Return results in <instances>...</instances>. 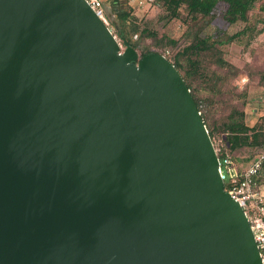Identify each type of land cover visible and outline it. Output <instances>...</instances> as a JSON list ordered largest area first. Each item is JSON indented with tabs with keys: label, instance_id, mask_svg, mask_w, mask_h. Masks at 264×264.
I'll list each match as a JSON object with an SVG mask.
<instances>
[{
	"label": "water",
	"instance_id": "water-1",
	"mask_svg": "<svg viewBox=\"0 0 264 264\" xmlns=\"http://www.w3.org/2000/svg\"><path fill=\"white\" fill-rule=\"evenodd\" d=\"M0 264H263L177 67L85 0H0Z\"/></svg>",
	"mask_w": 264,
	"mask_h": 264
},
{
	"label": "rangeland",
	"instance_id": "rangeland-1",
	"mask_svg": "<svg viewBox=\"0 0 264 264\" xmlns=\"http://www.w3.org/2000/svg\"><path fill=\"white\" fill-rule=\"evenodd\" d=\"M105 1L109 3L110 0ZM262 4L264 0H259L251 13L249 24L252 30L232 42H218L214 49L202 54L200 59L203 74H198L194 83L196 93L204 104L208 123L215 128L213 138L215 148L225 149L242 166L247 165L254 157V149L243 147L234 152L229 151L220 125L227 120L228 115L235 108H238L245 111L247 124L264 126V10ZM123 7L132 8V14L140 30L146 27L157 35V38L137 36L141 39V46L137 50L140 57L146 47L173 59L178 51L195 40L196 30L200 27V21L191 20L184 13L179 18L168 20L165 17L164 7L151 0H126L123 2ZM224 9L223 4L218 7L217 17L203 31L205 36L219 41L225 40L228 35L240 31L247 25L244 22L235 24L225 22ZM109 25L121 42L122 49H125L123 41L115 33V27L110 22ZM170 39L175 40L176 44L169 43ZM218 56L232 63L233 68L222 67L218 62Z\"/></svg>",
	"mask_w": 264,
	"mask_h": 264
},
{
	"label": "trees",
	"instance_id": "trees-1",
	"mask_svg": "<svg viewBox=\"0 0 264 264\" xmlns=\"http://www.w3.org/2000/svg\"><path fill=\"white\" fill-rule=\"evenodd\" d=\"M259 0H151V2L160 3L165 11V17L168 20L179 18L183 13L187 18L194 21H200V27L196 30V38L189 45L185 46L182 50L178 51L171 62L177 67L197 104L199 111L205 121V125L211 135L214 138V129L208 123L206 115L204 113V104L198 94L196 93L194 83L198 74L202 75V62L200 57L206 51H210L215 48L216 44L224 42H232L242 35L252 30L249 20L251 13ZM123 2L126 0H110L109 3L104 2L105 10L109 22L115 27V33L123 41L126 46V42H129L136 50L141 46V39L143 37L152 36L157 38L155 32L144 27L140 30V27L136 23L132 14V8L125 9ZM225 5L223 11V19L228 24H235L237 22H244L245 27L240 31H237L231 35H228L225 40L212 39L203 34L204 29L208 28L217 17V10L220 5ZM264 10V4H262ZM140 30V31H139ZM138 32L140 33L138 35ZM137 36H140L138 38ZM169 43L176 44L173 39L169 40ZM150 52L148 48H144L141 56H144ZM158 52V51H155ZM161 53V52H160ZM218 62L222 67H231L233 64L222 58L217 57ZM215 82V81H214ZM215 86V83H214ZM246 113L243 109L235 108L227 117V120L223 121L220 125L221 130L225 135V143L227 149L234 152L243 147H251L254 149V155L264 147V126L253 125L250 126L246 123ZM218 157L222 160L227 156L234 159L233 155L227 152L225 149H216ZM238 167L241 165L234 159ZM229 182L226 180L225 189H228Z\"/></svg>",
	"mask_w": 264,
	"mask_h": 264
},
{
	"label": "built area",
	"instance_id": "built-area-1",
	"mask_svg": "<svg viewBox=\"0 0 264 264\" xmlns=\"http://www.w3.org/2000/svg\"><path fill=\"white\" fill-rule=\"evenodd\" d=\"M85 1L109 25L105 0ZM241 167L230 156L222 160L219 158V171L224 181L229 182L226 191L240 203L249 219L264 264V147L247 165Z\"/></svg>",
	"mask_w": 264,
	"mask_h": 264
}]
</instances>
